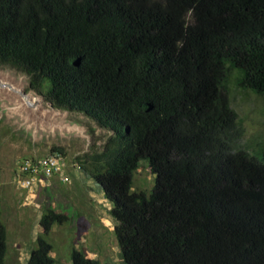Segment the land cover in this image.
<instances>
[{"label":"trees","instance_id":"16d2710c","mask_svg":"<svg viewBox=\"0 0 264 264\" xmlns=\"http://www.w3.org/2000/svg\"><path fill=\"white\" fill-rule=\"evenodd\" d=\"M0 69L111 133L72 162L113 204L122 264H264V142L241 144L231 95L264 96V0H0ZM68 221L44 207L28 264H56ZM7 240L0 222V264Z\"/></svg>","mask_w":264,"mask_h":264},{"label":"rangeland","instance_id":"374dc122","mask_svg":"<svg viewBox=\"0 0 264 264\" xmlns=\"http://www.w3.org/2000/svg\"><path fill=\"white\" fill-rule=\"evenodd\" d=\"M28 80L26 75L0 69L1 83L29 96L28 103L16 91L0 86V222L8 235L5 264H28L43 232L40 219L45 206L69 216L48 236L56 264H73V249L100 264H122L114 233L118 223L110 215L113 204L96 181L80 172L67 185L53 179L46 187L22 189L14 180L24 159L62 150L71 163L103 147L111 136L81 114L53 108L30 91ZM231 95L244 130L241 144L257 147L264 142V96L239 90ZM155 179L148 161H142L134 174L133 191L150 193Z\"/></svg>","mask_w":264,"mask_h":264},{"label":"built area","instance_id":"2783aa9c","mask_svg":"<svg viewBox=\"0 0 264 264\" xmlns=\"http://www.w3.org/2000/svg\"><path fill=\"white\" fill-rule=\"evenodd\" d=\"M80 172L79 164L70 163L65 154L55 151L44 157L20 161L14 180L22 189L46 187L53 179L67 185Z\"/></svg>","mask_w":264,"mask_h":264},{"label":"water","instance_id":"95a60500","mask_svg":"<svg viewBox=\"0 0 264 264\" xmlns=\"http://www.w3.org/2000/svg\"><path fill=\"white\" fill-rule=\"evenodd\" d=\"M0 86H2V87H8V88H10V89L16 91L17 93H19V94L23 97V99H24L25 101H27V102L29 103V96H28L27 93H25V92H21V91H17V90H15V89H13V87H12L11 85L3 84V83H1V82H0Z\"/></svg>","mask_w":264,"mask_h":264}]
</instances>
